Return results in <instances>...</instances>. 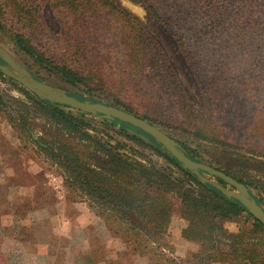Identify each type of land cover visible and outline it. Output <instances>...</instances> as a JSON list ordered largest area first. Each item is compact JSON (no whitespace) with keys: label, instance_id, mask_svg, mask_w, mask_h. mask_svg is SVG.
Here are the masks:
<instances>
[{"label":"trees","instance_id":"trees-1","mask_svg":"<svg viewBox=\"0 0 264 264\" xmlns=\"http://www.w3.org/2000/svg\"><path fill=\"white\" fill-rule=\"evenodd\" d=\"M131 1L164 27L172 28L170 39L197 75V102L184 90L158 42L120 7L118 0H0V29L11 31L19 49L40 66L72 86L88 89L87 98L69 96L118 108L155 127L185 135L191 143L244 153L250 158L248 164L264 168V144L260 141L264 138L249 132L247 127L234 134L225 119V112L236 100V94L230 93L231 86L225 89L226 61H236L247 43L253 45L256 30L264 32V17L254 19L264 0ZM46 6L58 26L55 33L44 25L42 11ZM108 14L116 15L127 29L117 73L112 70L116 59L102 36L101 22L108 19ZM193 43H197V62ZM189 46L193 49L189 50ZM256 49L264 54L263 37L257 41ZM245 55L253 58L248 66L259 64L262 56ZM222 72L224 79L220 80ZM206 73L212 74L213 81L204 79ZM29 99L55 128L54 133L43 129L40 137L33 138L26 115L9 114L11 128L21 139L26 133L37 149L63 171L65 183L86 199L89 209L104 222L112 238L121 243L132 242L140 256L150 255L153 261L162 259L164 251L171 248L163 243L176 207L188 224L183 238L197 242L198 251L192 258L198 264H222L230 262V257L264 264V241L254 237L252 233L256 231L231 234L224 228L225 223L246 213L244 208L213 187L201 184L158 148L129 135L125 128L129 125L102 120L133 144L163 158L169 168L173 166L181 173L180 180L156 163L144 164L140 156H128L118 146L92 137L82 130L81 121L65 111L69 110L67 107ZM252 142L262 148H250ZM178 144L187 157L195 160L186 145ZM240 169L241 178L218 170L246 187L251 184L264 188V172L254 175L247 173V166ZM184 179L200 193L186 188ZM253 221L263 230L260 223ZM0 258V264H9L1 255Z\"/></svg>","mask_w":264,"mask_h":264},{"label":"rangeland","instance_id":"rangeland-1","mask_svg":"<svg viewBox=\"0 0 264 264\" xmlns=\"http://www.w3.org/2000/svg\"><path fill=\"white\" fill-rule=\"evenodd\" d=\"M118 2L120 7L137 19L158 42L184 90L197 102V75L195 76L190 70L173 40L170 39L169 30L173 31L172 28H166L155 21L153 17L141 7L133 4L131 0H118ZM255 13L259 14L258 17L254 18L255 20L262 19L264 17V5L260 4ZM42 14L46 29L51 33L57 32L58 26L48 6L43 9ZM107 18L101 22L104 30L102 36L106 42L108 41L107 45L111 47V55L116 59L112 70L113 73H117L121 69L119 63L122 60L121 51L125 46L127 29L118 21L116 15L108 14ZM262 21L264 23V18ZM10 32L0 29V49L7 53L15 64L31 78L62 90L68 96L88 97L87 88L80 85H70L58 74L40 66L32 58L25 55L16 45ZM256 32L258 35L255 36L253 45L247 43L245 52L241 51L244 55L240 53L242 56L239 54L234 62L226 61L225 79L227 87L225 89L231 86L229 88L230 93L233 96L236 94V100H234L235 104L225 112V119L228 121L229 127L233 129L234 134L247 127L249 132L257 133L264 138V54L262 55L256 49L257 41L261 37L264 38V32L258 30ZM192 46H196L194 49L196 58L194 60L197 62V43H193ZM191 49L193 48L189 46V50ZM245 54L262 55L259 64L248 66V62L253 58ZM0 64L4 65L5 63L0 59ZM219 75L221 76H218L220 80L224 79L223 72ZM211 76V73L203 74L206 81H213ZM32 97L37 99L28 90L0 72V255L2 259L5 258L9 264H198L192 258L198 251L197 242L183 238L182 232L188 224L181 218L176 207L163 243L168 244L171 248L164 251L165 257L162 259L158 258L153 261V257L150 255L140 256L132 242L121 243L118 239L112 238L104 222L89 209L86 199L80 195L79 191L65 183L63 171L37 149V146L32 139L28 138L26 133L21 139L11 128L12 125L7 117L9 114L23 117L26 115L33 138L40 137L43 129L54 133L55 128L36 111L29 99ZM68 109L65 111L70 112L72 116L82 122L80 125L82 130L103 144L112 147L118 146L128 156H140L141 160H145L144 164L156 163L157 167L166 170L165 173L170 172L176 180L181 179V173L176 168L173 166L169 168L164 163L163 158L158 157L149 149H143L137 143L133 144L128 138L120 134L118 129L109 124H104L97 117L86 114L80 116L78 113L81 112ZM130 127H125L129 135L137 136L144 144L158 148L163 154L172 158L163 147L157 145L149 136L139 130V132L133 131ZM156 127L176 142L186 145L194 155V161L198 160L197 162L216 170L228 171L231 175L240 178L243 174L240 167L247 166V173L249 174L259 175L264 172L262 171L264 168L261 166L248 164L250 158L244 153H236V151L234 153L232 150L219 149L203 143H191L190 140L187 141L185 135H179L161 126L156 125ZM260 141L264 144V139ZM256 146V142L250 144V148ZM256 148L261 149L262 147ZM197 153L201 156L200 158H197ZM199 175L219 184L216 179L210 178L206 174L200 173ZM183 183L195 194L200 193L197 187L185 179ZM219 185L224 190L233 191L222 181ZM247 189L257 204L264 209V188L250 184ZM88 217L91 219L90 222L94 224L84 228L82 227L85 225L82 218L85 220ZM97 226L105 227L108 239L105 240V243L99 244L97 242ZM83 228L85 230H82ZM224 228L231 234L254 230L256 231L252 233L254 237L264 241V228L263 230L258 229L254 225L253 218L247 213L241 214L233 222L225 223ZM83 236H87L89 240L93 239L96 242V244L94 243L95 250L88 257L86 255L91 251H89L88 245L83 242ZM160 252H162V247ZM261 252H264V245L261 246ZM222 264L250 263L240 262V260L230 257V262Z\"/></svg>","mask_w":264,"mask_h":264},{"label":"water","instance_id":"water-1","mask_svg":"<svg viewBox=\"0 0 264 264\" xmlns=\"http://www.w3.org/2000/svg\"><path fill=\"white\" fill-rule=\"evenodd\" d=\"M0 59L5 63L4 65L0 64V72L28 90L36 96L37 99L59 106H65L77 112L97 117L101 120L109 122L118 121L149 136L157 145L163 147L168 154L176 160L183 170L193 174L201 184L213 187L227 199L237 201L238 204L244 208L245 212L260 223L264 228V209L258 205L255 199L249 194L245 185L239 183L237 180L219 170L190 159L185 155L175 140L157 127L118 108L102 103H93L87 100L80 101L74 97L68 96L62 90L56 89L45 83L38 82L17 66L7 53L1 49ZM200 173L206 174L210 178L222 181L224 184L231 187L233 191L224 190L217 182L207 178H202L199 175Z\"/></svg>","mask_w":264,"mask_h":264},{"label":"crops","instance_id":"crops-1","mask_svg":"<svg viewBox=\"0 0 264 264\" xmlns=\"http://www.w3.org/2000/svg\"><path fill=\"white\" fill-rule=\"evenodd\" d=\"M82 220H83V222L85 224V225L82 226L84 228L85 227H90L92 224H94V223H91L90 222L91 219L89 217L86 218L85 220H84V218H82ZM81 228H77V229H81ZM84 228L82 230H85ZM97 231H98V233H97V236H98L97 237V242H99V244H101L103 242L105 243V240H108L107 239V234H106L105 227L100 228V227L97 226ZM83 240H84L83 242L86 243V245H88L89 251H91V252H89V254L86 255V257H88V256H90L92 254V251L95 250V244H96V242H94L93 239L92 240H89V238L87 236L86 237L83 236ZM95 241H96V239H95Z\"/></svg>","mask_w":264,"mask_h":264}]
</instances>
